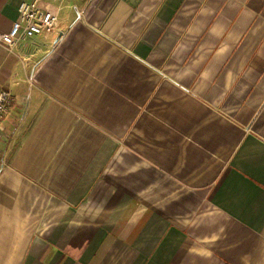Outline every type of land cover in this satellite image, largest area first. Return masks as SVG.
<instances>
[{
  "label": "crops",
  "instance_id": "crops-1",
  "mask_svg": "<svg viewBox=\"0 0 264 264\" xmlns=\"http://www.w3.org/2000/svg\"><path fill=\"white\" fill-rule=\"evenodd\" d=\"M38 1L56 29L0 42V264H264V0Z\"/></svg>",
  "mask_w": 264,
  "mask_h": 264
},
{
  "label": "built area",
  "instance_id": "built-area-1",
  "mask_svg": "<svg viewBox=\"0 0 264 264\" xmlns=\"http://www.w3.org/2000/svg\"><path fill=\"white\" fill-rule=\"evenodd\" d=\"M19 11V18L13 22L11 28L5 32L0 30V42L10 50L23 39L50 33L57 27L58 15L50 9L43 8L38 0L22 2ZM13 101L14 96L10 89L0 90V126L8 116Z\"/></svg>",
  "mask_w": 264,
  "mask_h": 264
}]
</instances>
